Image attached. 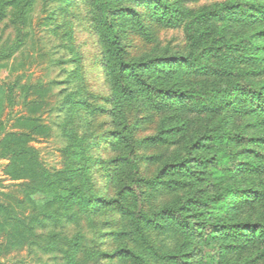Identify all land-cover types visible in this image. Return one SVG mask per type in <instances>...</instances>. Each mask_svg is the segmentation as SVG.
Here are the masks:
<instances>
[{"label": "trees", "instance_id": "trees-1", "mask_svg": "<svg viewBox=\"0 0 264 264\" xmlns=\"http://www.w3.org/2000/svg\"><path fill=\"white\" fill-rule=\"evenodd\" d=\"M130 1L151 5L152 15L167 26L181 22L191 25L210 19L240 24L264 21V0H221L192 15L164 0ZM38 2L46 14L39 24L49 26L54 21L55 10L50 7L52 0H0V67L8 63L30 36L33 12ZM78 2L66 0L68 5H77ZM91 5L93 13L89 11L85 16L93 21L92 16L96 14L98 27L95 32L102 34L99 39L102 60L92 67V74L107 71L113 79L108 95L110 99L115 98L113 103L120 98L130 100L144 96L156 110L216 112L226 109L240 114L256 112L264 118V82L236 79L237 75L244 73L239 65L264 59L261 55L264 52V27L234 41L208 44L197 52L135 61L127 59L124 54L117 16L126 11L141 22V12L132 6L125 8L122 0H91ZM208 57L213 60H208ZM81 66L78 61L75 68L66 70L69 80H62L61 83L66 86L60 87L58 92L60 96L67 93L60 97L56 106V111L60 113L58 117L63 115L62 125L65 127L70 123L85 125L89 114L108 112L106 108L90 105L95 93L83 87ZM188 72L213 77L214 80L185 87L165 86L157 81L161 73L182 75ZM17 89L20 91V103L29 111L36 113L43 103L39 98L43 91L41 87L21 83L20 76L0 83V158L8 159L6 173L10 177L28 179L22 186V197L10 194L8 202L0 199V235L3 236L0 250L24 248L33 253L37 263L41 264H81L87 251H90L86 246L90 240L82 221L89 223L91 217L101 214L113 218L98 222L101 228L99 247L115 241L116 236L126 234L125 229H119L121 221L131 227L132 240L136 242V239L146 238L154 229L160 228L161 220L168 218L186 234L215 240L229 239L226 247H240L251 240L264 249V211L257 220H231L218 211L230 200L264 202V184L261 182L264 179V134L254 136L226 129L203 133L193 140L189 149L204 147L210 151L207 155L189 152L183 159L165 162L149 178L141 173L139 164L129 154L102 156L98 162L93 158L91 151L100 146L108 135L91 143L93 138L86 136L88 134L82 137L73 134L65 149L69 155L68 164L59 171L50 172L40 165L36 149L27 145L32 133L41 127L39 116L16 117L13 126L28 131L5 130L6 121L1 119V115L4 108L11 110L10 107L18 103L14 100ZM29 91L38 93L39 97L28 100ZM110 134L116 138L125 137L120 129L112 130ZM118 163L127 171L121 183L113 189L97 186L93 168L99 167L104 173L112 172L111 165ZM192 165L216 169L229 177L238 172L249 177L259 176L260 179L256 185H226L217 194L207 197L203 201L204 205H208L205 213L209 216L206 218H201L203 212L190 218L185 214V204L153 210L147 189L161 183V175L166 172H191ZM102 189L108 191L103 192ZM116 215H120L119 220ZM111 247L97 250L89 257L95 256L96 263L123 258L135 264H151L149 259L143 258L130 246ZM0 264L3 263L0 261Z\"/></svg>", "mask_w": 264, "mask_h": 264}, {"label": "rangeland", "instance_id": "rangeland-1", "mask_svg": "<svg viewBox=\"0 0 264 264\" xmlns=\"http://www.w3.org/2000/svg\"><path fill=\"white\" fill-rule=\"evenodd\" d=\"M50 5L54 9V21L49 26L39 24L46 16L38 2L32 18V32L21 49L14 53L7 64L0 67V83L13 81L20 76L21 83L31 86H40L43 90L39 94L31 91L29 99L40 98L43 103L40 109L33 113L20 103L19 89L15 91L13 104L9 110L4 108L1 119L6 121L5 130L28 131L13 126L16 117L21 115L39 116L40 129L32 133L27 145L34 147L40 165L50 172L59 171L68 164L69 155L65 149L73 139L91 136L93 139L104 137V141L97 148H93L91 155L97 162L100 157H114L129 154L140 166L141 173L146 177H153L165 162H175L189 155L205 156L210 151L207 148L189 147L197 136L206 132H215L221 129L242 131L247 135L264 134V118L256 112L240 114L231 110L220 109L216 112L198 111L186 112L182 110L168 111L154 109L144 96L132 99L120 98L117 103L108 95L112 88L113 79L103 71L92 74V67L101 62L102 54L99 46L101 32H95L98 27L96 14L90 21L85 15L93 13L91 0H79L77 5L66 4V0H52ZM176 8L188 11L189 15L211 7L221 0H164ZM41 2V1H40ZM123 6L134 7L141 12V22L133 15L122 11L117 16L118 28L123 45L124 54L130 60H143L151 57H168L171 55H185L188 52H197L208 44H220L234 41L241 37L254 34L264 21L252 23H233L210 19L205 22L186 25L185 22L175 26H167L152 15L151 5L147 3L122 0ZM8 32V29L5 30ZM67 34V35H66ZM264 55V52L261 54ZM208 60H213L208 57ZM82 63L83 87L88 92L95 93L90 100L94 107L106 108L108 112L89 114L85 125L70 123L63 126V115L56 111L60 102V87L66 86L62 80H69L68 68H75L77 62ZM244 73L237 78H244L253 82H264V59L252 61L238 66ZM158 82L165 86H191L200 82L210 83L213 77L196 76L188 72L182 75L161 73ZM51 88V89H50ZM46 90V91H45ZM61 124V125H60ZM120 129L124 139L111 135L112 130ZM75 136V138H77ZM72 138V139H71ZM71 144V143H70ZM94 160V162H95ZM96 163V162H95ZM93 163V164H95ZM7 158H0V199L8 202L10 194L22 197V186L28 179H13L6 173ZM113 171L104 173L99 167L93 168L94 181L102 188L115 187L127 174L123 165L112 164ZM116 171V172H115ZM259 176L249 177L238 172L229 177L221 171L192 165L191 172L169 173L161 175V183L151 185L147 190L149 203L153 210L162 206H178L185 204V214L195 218L202 213L201 218L209 216L205 213L208 205L204 200L221 191L226 185L234 184L242 187L248 184L256 185ZM171 181V182H170ZM169 182V183H168ZM264 184V179L261 180ZM103 192L108 190H103ZM218 211L231 220H257L264 211V202L230 200ZM209 204V203H208ZM120 215L115 218L120 219ZM113 218L110 215L91 217L89 223L82 221L85 234L90 240L86 246L90 248L81 264H135L127 259L119 258L103 260L96 263V257H89L97 250L105 247L130 246L149 259L151 264H264V249L248 240L243 246L226 247L229 239L203 238L196 234L184 233L171 219H162V226L150 232L146 238L132 240V229L121 221L119 229H125L126 234L116 236L115 241L98 246L101 230L99 221ZM87 226V227H86ZM123 226V228H122ZM131 230V231H129ZM3 236L0 235V242ZM242 241V240H240ZM113 245H111V244ZM112 248V247H111ZM170 256V258L168 257ZM177 256V257H171ZM0 261L3 264L37 263L36 256L28 253L24 248L0 250ZM110 262V263H109ZM37 264H41L40 262Z\"/></svg>", "mask_w": 264, "mask_h": 264}]
</instances>
